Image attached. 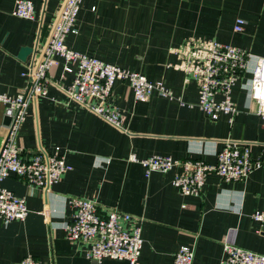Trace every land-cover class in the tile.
<instances>
[{"label":"crops","instance_id":"obj_1","mask_svg":"<svg viewBox=\"0 0 264 264\" xmlns=\"http://www.w3.org/2000/svg\"><path fill=\"white\" fill-rule=\"evenodd\" d=\"M31 1L34 21L11 14L14 0H0L1 94L23 92V73L37 54L22 61L19 51L34 48L40 21L49 24L62 2ZM237 19L245 24L236 33ZM76 30L65 40L69 48L139 72L150 82L161 81L184 104L157 94L139 103L126 83L116 82L109 100L122 118V127L116 128L69 100L56 83L69 86L72 81L71 75L62 77L60 62L49 73L46 95L30 103L16 143L26 159L59 148L72 170L48 190L29 188L12 176L0 183L24 198L28 209L24 221L0 222V264H17L27 256L45 264H96L86 257L87 244L67 239L71 198L91 200L100 211L133 216L126 226H141L138 264H172L180 246L193 248L192 264H219L224 244L264 254V226L251 218L264 211V168L253 170L243 182H224L210 174L198 196H183L173 186L182 167L147 178L139 163L128 160L131 154L138 159L156 155L214 165L226 141L247 144L253 158L263 154L264 126L249 98V74L233 90L237 114L211 121L197 107L195 83H186L175 68V50L189 39L216 40L251 54L253 65L264 58V0H84ZM5 119L0 105V149ZM100 264L128 263L103 259Z\"/></svg>","mask_w":264,"mask_h":264},{"label":"built area","instance_id":"obj_2","mask_svg":"<svg viewBox=\"0 0 264 264\" xmlns=\"http://www.w3.org/2000/svg\"><path fill=\"white\" fill-rule=\"evenodd\" d=\"M83 1L62 0L48 24L50 41L37 47L35 62L23 73L26 78L23 92L15 96L0 93V105L4 107L5 116L11 119L0 149V183L12 176L23 180L29 188L48 190L50 185L72 170L59 148H55L52 154L38 152L26 159L22 148L16 143L30 103L46 95L47 85L52 82L49 73L60 62L62 77L71 75L72 81L69 86L56 83L69 100L116 128L122 127V118L109 101L116 82L126 83L134 100L139 103H146L152 95L157 94L184 104L163 82H150L139 72L105 63L66 45L67 36L77 32L76 19ZM11 14L27 21L35 20L31 0H14ZM244 24V20L237 19L233 31L241 32ZM175 52L179 58L175 68L184 73L186 83H195L197 107L209 120L216 121L220 116H228L231 120L237 114L233 90L243 76L249 74V98L254 106V114L264 126V58H257L252 65L251 54L216 40L189 39ZM128 160L139 163L147 178L153 172L166 173L176 166L182 167L183 173L174 178L173 186L183 196H198L210 174L219 176L224 182H243L253 170L264 168V152L260 157L253 158L247 144L230 141H226L217 152L214 165L200 160L180 162L168 156L156 155L138 159L131 154ZM69 205L72 219L66 227L67 239L72 243L87 244L88 260L96 264L103 259L138 264L143 245L141 226H126L133 221V216L115 209L100 211L93 201L87 199L71 198ZM27 215L25 199L0 186V222L24 221ZM43 215L48 221L49 210L45 209ZM251 218L264 226V211H255ZM193 258L192 247L180 246L172 264H192ZM17 264L45 263L27 256ZM219 264H264V254L224 244Z\"/></svg>","mask_w":264,"mask_h":264},{"label":"water","instance_id":"obj_3","mask_svg":"<svg viewBox=\"0 0 264 264\" xmlns=\"http://www.w3.org/2000/svg\"><path fill=\"white\" fill-rule=\"evenodd\" d=\"M46 41H50L49 38V25L44 24L43 21L41 20L39 23V33H38V38L36 40V44L34 48H29V47H22L19 51L18 58L22 61L25 60V58L29 54H33V56L37 53V46L38 44H44ZM11 119L10 117H6L5 122L7 125H9Z\"/></svg>","mask_w":264,"mask_h":264}]
</instances>
